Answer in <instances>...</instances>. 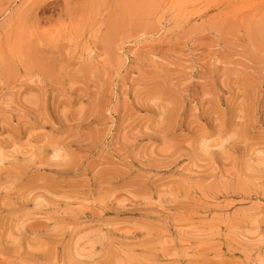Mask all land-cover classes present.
<instances>
[{"label": "rangeland", "instance_id": "1", "mask_svg": "<svg viewBox=\"0 0 264 264\" xmlns=\"http://www.w3.org/2000/svg\"><path fill=\"white\" fill-rule=\"evenodd\" d=\"M0 264H264V0H0Z\"/></svg>", "mask_w": 264, "mask_h": 264}]
</instances>
